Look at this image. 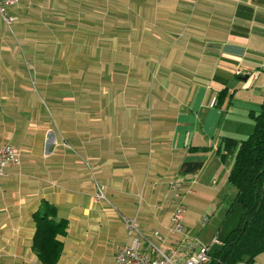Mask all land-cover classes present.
I'll list each match as a JSON object with an SVG mask.
<instances>
[{"label": "crops", "instance_id": "obj_1", "mask_svg": "<svg viewBox=\"0 0 264 264\" xmlns=\"http://www.w3.org/2000/svg\"><path fill=\"white\" fill-rule=\"evenodd\" d=\"M95 1L98 65L93 81L82 82L94 94L78 109L71 95L47 91L45 110L16 59L6 58L17 49L0 46V147L23 153L0 182V264H42L32 243L43 201L68 221L57 264H115L127 238L123 216L178 256L185 249L169 233L170 216L190 181L183 224L199 241L212 225L205 246L217 240L234 202V158L222 162L217 147L247 139L250 114L261 111L264 0ZM32 2L33 13L34 0H21L10 14L19 17L20 5ZM25 50L34 55V47ZM254 71L260 75L252 80ZM95 182L111 206L94 200ZM252 264H264V253Z\"/></svg>", "mask_w": 264, "mask_h": 264}, {"label": "rangeland", "instance_id": "obj_2", "mask_svg": "<svg viewBox=\"0 0 264 264\" xmlns=\"http://www.w3.org/2000/svg\"><path fill=\"white\" fill-rule=\"evenodd\" d=\"M20 7L23 14L19 11L11 30L0 20V46L17 49L6 58L16 59L18 75L32 88L33 97L34 94L39 97L45 110L47 91L52 95H71L72 106L78 109L81 97L94 94V87L84 83L86 79L93 81L98 65L96 36L90 33L98 20L96 1L34 0L33 13V2L26 6L22 3ZM18 31L27 38H22ZM120 42L126 43V40ZM29 47H34V55L25 50ZM46 80L50 81L48 85ZM213 228L209 225L200 235L203 244L210 242Z\"/></svg>", "mask_w": 264, "mask_h": 264}, {"label": "trees", "instance_id": "obj_3", "mask_svg": "<svg viewBox=\"0 0 264 264\" xmlns=\"http://www.w3.org/2000/svg\"><path fill=\"white\" fill-rule=\"evenodd\" d=\"M250 115L254 129L247 139H224L217 147L222 162L234 158L228 180L237 193L227 218L236 205L244 208V215L239 229L214 252L210 264H252L264 253V99L261 111ZM57 216L56 206L47 201L33 215L32 249L42 264H57L62 256L59 237L66 235L68 221Z\"/></svg>", "mask_w": 264, "mask_h": 264}, {"label": "built area", "instance_id": "obj_4", "mask_svg": "<svg viewBox=\"0 0 264 264\" xmlns=\"http://www.w3.org/2000/svg\"><path fill=\"white\" fill-rule=\"evenodd\" d=\"M21 0H0V19L11 30L17 18L10 14V9L17 6ZM241 70H236V75H242ZM260 75L259 71L250 74L252 80ZM22 151L12 145L5 143L0 147V182L7 177L8 168H18L22 164ZM96 193L94 200L97 203H106L111 206V202L103 186L95 182ZM194 193V181H190L184 194H178L177 205L170 216L169 233L172 236L180 238L181 248L184 251L177 252L175 255L166 253L162 246L148 241L142 233L137 218H128L123 216V222L126 228V242L119 247L115 255V264H210L209 255L210 246L200 243L197 238H193L184 228V218L186 215V205L184 203L187 195ZM154 238L164 243V238L160 232H154ZM147 242V249H143V242ZM216 242V241H215Z\"/></svg>", "mask_w": 264, "mask_h": 264}, {"label": "water", "instance_id": "obj_5", "mask_svg": "<svg viewBox=\"0 0 264 264\" xmlns=\"http://www.w3.org/2000/svg\"><path fill=\"white\" fill-rule=\"evenodd\" d=\"M244 215V208L240 205H236L231 215L225 220L216 242H214L209 249V255L212 256L222 244L226 243L228 238L236 232L241 224Z\"/></svg>", "mask_w": 264, "mask_h": 264}]
</instances>
